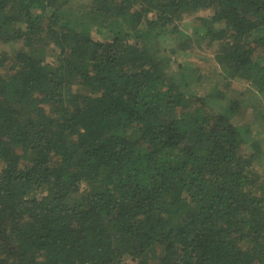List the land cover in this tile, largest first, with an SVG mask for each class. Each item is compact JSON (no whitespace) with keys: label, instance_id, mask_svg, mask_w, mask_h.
I'll use <instances>...</instances> for the list:
<instances>
[{"label":"trees","instance_id":"trees-1","mask_svg":"<svg viewBox=\"0 0 264 264\" xmlns=\"http://www.w3.org/2000/svg\"><path fill=\"white\" fill-rule=\"evenodd\" d=\"M0 264H264V0H0Z\"/></svg>","mask_w":264,"mask_h":264},{"label":"rangeland","instance_id":"rangeland-1","mask_svg":"<svg viewBox=\"0 0 264 264\" xmlns=\"http://www.w3.org/2000/svg\"><path fill=\"white\" fill-rule=\"evenodd\" d=\"M191 16H192L191 14L185 15L184 18L182 19L183 20L182 22L187 23L186 24L187 26H181V28L184 29V32L186 34H190V33L192 34L193 33L192 27H191L192 25L188 27V24H190V21H191L190 20ZM181 39L182 38H180V40ZM180 40H178V41H180ZM196 43H198V42H196ZM172 46L174 47L175 45L173 44ZM167 49H168V47H167ZM186 53H188V54L183 55L181 52H179V50H176L174 52V54L172 55V59L174 60L176 66H178V64H181V63L186 62V61L192 63V62H197L199 60L198 61L199 66H200L199 71L201 73H203V76L205 78L207 77L208 82L207 81L206 82H207L208 86H210L211 83L213 82L212 78L218 76V73L221 72L223 70V68L225 67L223 65V61L221 60V58H216V57H214V55L209 54L206 51H202V46H200V48H197L195 51L191 52V54L189 51H186ZM199 57H200V59H199ZM171 76L176 80L181 79L180 70H173V73H171ZM185 77L186 76H183V78H185ZM187 81L189 82V84H191V85L193 84V81H191L190 79L189 80L187 79ZM231 86H233L235 89H238V90L241 89V86L237 85L235 82H233L231 84ZM220 88H222L221 85H220ZM198 90H199L198 93L202 94L203 91L205 90L204 86L199 87ZM225 93H229V92H225ZM49 196H50V198H52V195L49 194Z\"/></svg>","mask_w":264,"mask_h":264}]
</instances>
